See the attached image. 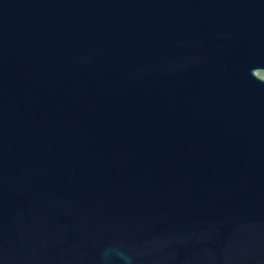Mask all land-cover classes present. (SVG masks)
Returning a JSON list of instances; mask_svg holds the SVG:
<instances>
[{
  "label": "water",
  "instance_id": "95a60500",
  "mask_svg": "<svg viewBox=\"0 0 264 264\" xmlns=\"http://www.w3.org/2000/svg\"><path fill=\"white\" fill-rule=\"evenodd\" d=\"M0 264H264V0H0Z\"/></svg>",
  "mask_w": 264,
  "mask_h": 264
}]
</instances>
